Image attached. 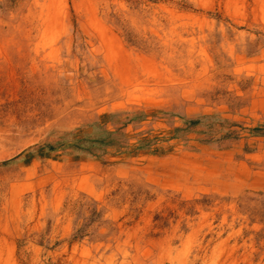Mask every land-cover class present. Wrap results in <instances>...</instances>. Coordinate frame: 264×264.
Masks as SVG:
<instances>
[{
  "label": "rangeland",
  "instance_id": "374dc122",
  "mask_svg": "<svg viewBox=\"0 0 264 264\" xmlns=\"http://www.w3.org/2000/svg\"><path fill=\"white\" fill-rule=\"evenodd\" d=\"M1 151L0 264H264V0H0Z\"/></svg>",
  "mask_w": 264,
  "mask_h": 264
},
{
  "label": "bare ground",
  "instance_id": "6f19581e",
  "mask_svg": "<svg viewBox=\"0 0 264 264\" xmlns=\"http://www.w3.org/2000/svg\"><path fill=\"white\" fill-rule=\"evenodd\" d=\"M5 151H6V150H5ZM3 158H5L4 151H3V152L1 151V152H0V160L3 159Z\"/></svg>",
  "mask_w": 264,
  "mask_h": 264
}]
</instances>
